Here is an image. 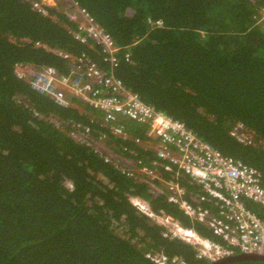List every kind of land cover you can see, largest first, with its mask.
Here are the masks:
<instances>
[{"label": "trees", "instance_id": "1", "mask_svg": "<svg viewBox=\"0 0 264 264\" xmlns=\"http://www.w3.org/2000/svg\"><path fill=\"white\" fill-rule=\"evenodd\" d=\"M34 1L0 0V264H155L149 253L211 264L191 244L165 236L168 228L140 213L130 197L220 240L208 226L71 135V123H81L109 135L117 152L149 163L154 154L135 141L146 138L147 125L127 121L133 138L116 139L88 104L75 98L64 107L17 76L19 64L68 74L71 61L58 52L110 68L101 46L73 36L77 24L59 7L44 15ZM75 1L121 47L114 73L128 89L258 169L264 181V0ZM239 124L246 143L231 135ZM247 206L264 218L263 207Z\"/></svg>", "mask_w": 264, "mask_h": 264}, {"label": "built area", "instance_id": "2", "mask_svg": "<svg viewBox=\"0 0 264 264\" xmlns=\"http://www.w3.org/2000/svg\"><path fill=\"white\" fill-rule=\"evenodd\" d=\"M33 7L44 15H49L47 7L62 8L60 10L77 24L73 36L82 41L90 38L101 46L105 54L103 61L110 68L105 70L85 56L72 57L66 52H58L71 61L68 74H59L49 67L19 64L15 70L17 76L39 94L64 107L73 105L75 98L88 104L102 114L103 123L116 139L133 138L126 129L127 121L147 125L146 138L135 141L154 154L149 163L117 152L109 135L95 133L81 123H71L74 130L71 135L123 173L147 183L152 193L165 194L169 203L177 205L189 218L208 226L220 240L183 227L163 210L155 213L141 197H130L131 204L140 213L167 227L165 236L171 235L191 244L198 259L212 263L240 253L264 254V218L247 206V202H252L264 208V181L260 171L224 155L185 122L147 104L138 93L128 89L114 73L121 47L75 0H36ZM156 23L161 25L162 21ZM129 58L127 54L126 60ZM49 119L58 127H65L64 120L53 115ZM242 132L243 127L239 124L231 135L246 143L247 137ZM180 179L188 180L198 190L189 192ZM72 186L68 184V187ZM147 257L155 264H191L163 253H149Z\"/></svg>", "mask_w": 264, "mask_h": 264}, {"label": "water", "instance_id": "3", "mask_svg": "<svg viewBox=\"0 0 264 264\" xmlns=\"http://www.w3.org/2000/svg\"><path fill=\"white\" fill-rule=\"evenodd\" d=\"M244 260H262L264 261V254L258 253H240L234 256L225 257L218 261L212 262L211 264H228L236 261Z\"/></svg>", "mask_w": 264, "mask_h": 264}, {"label": "rangeland", "instance_id": "4", "mask_svg": "<svg viewBox=\"0 0 264 264\" xmlns=\"http://www.w3.org/2000/svg\"><path fill=\"white\" fill-rule=\"evenodd\" d=\"M61 5V4H60ZM60 9H62V8H60ZM264 19V12H263V17H262V20ZM258 206H260V205H258Z\"/></svg>", "mask_w": 264, "mask_h": 264}]
</instances>
